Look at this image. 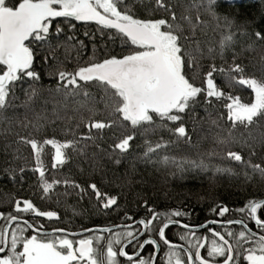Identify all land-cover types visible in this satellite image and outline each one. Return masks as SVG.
Masks as SVG:
<instances>
[{"label":"snow or ice","instance_id":"6c2138e0","mask_svg":"<svg viewBox=\"0 0 264 264\" xmlns=\"http://www.w3.org/2000/svg\"><path fill=\"white\" fill-rule=\"evenodd\" d=\"M215 5L216 0H190L187 4L182 0H0V109L8 106L13 90L25 82H29V100L37 95L34 85L41 79L33 67L37 53L42 54L47 67L59 64L56 56L59 44L53 43L63 31L59 22L53 30V21L58 18H63L72 28L75 27L72 21L95 22L102 34L110 30V40L119 39L122 46L132 48L129 54L93 61L73 71L55 67L53 75L57 84L49 91L63 96L65 101L69 97L83 98L77 101L79 107L73 110L75 115L68 119L70 123L78 117L75 128L79 129L82 123L87 132L77 137L72 127H68L72 139L21 137L17 141L30 146L36 164L32 171L39 174L38 184L45 197L56 185L63 183L77 189L81 198L90 190L101 210L120 208L119 197L94 182L82 187L67 179L50 181L42 160L45 146L54 150L52 167L57 168L70 159L69 152L83 153L89 142L103 153L97 141L103 140L106 129L128 128L131 131L113 140L109 158L114 156L115 163L119 164V156L130 152L139 131L146 145L144 157L150 160L152 155L172 143L164 141L163 133L177 141L191 143L198 128L209 121L219 128L221 119H226L229 130L226 136L217 133L215 143L222 146L225 158L236 162L245 181L256 176L264 181V133L258 137L251 132L234 134L239 128L250 129L264 124V26L243 33L250 42L237 51L236 33L231 31L234 21L217 15ZM202 8L217 21L218 27L228 29L219 43V50L213 47L205 50L199 40L193 39L197 27L204 23L200 19ZM80 43L82 46L83 42ZM228 52H231L230 62L226 58ZM245 53H256L259 62L246 58ZM217 58L223 64L217 65ZM49 59L52 65L48 64ZM249 64L258 67L259 75L249 70ZM236 85L249 89L253 98L243 102L230 91ZM93 87L99 90L98 98L89 91ZM217 104L227 111L212 119V109ZM55 115L59 118V112ZM40 119L37 118L33 125L37 131L44 127ZM150 135H160V139L153 143L147 138ZM236 148L239 150H234ZM160 162L163 165L176 163L167 155L162 156ZM188 163L196 168L208 167L203 160ZM15 171L11 170L13 181ZM19 171L23 173L25 169L21 167ZM215 171L239 175L232 168L216 167ZM12 201L11 211H0V221H3L0 224V264H121L120 257L125 258L127 264H154L160 250V243L151 238L154 231L167 247L164 264H241V257L247 264H264V234L258 235L247 223V220L254 221L255 227L264 233V199H251L235 210L242 218L221 223L223 232L209 229L214 237L210 242L207 237H198L189 224L173 219L189 213L180 210L157 212L146 200L143 207L148 218L135 219L125 213L124 221L134 223L85 229L93 235L80 239L69 237L82 233L63 228L48 231L38 222V218L58 221L57 212L41 210L30 199L13 197ZM212 211H218L223 217L231 210L218 205ZM28 214L31 220L25 218ZM172 225L186 230L179 236L183 244L173 243L166 236L165 230ZM226 225H239L240 230L234 232ZM145 234L147 238L141 241L140 237ZM206 244L207 258L201 255ZM145 245L154 246L147 259L141 255ZM130 246L133 248L131 254L126 251ZM218 258H223L222 262Z\"/></svg>","mask_w":264,"mask_h":264},{"label":"trees","instance_id":"16d2710c","mask_svg":"<svg viewBox=\"0 0 264 264\" xmlns=\"http://www.w3.org/2000/svg\"><path fill=\"white\" fill-rule=\"evenodd\" d=\"M182 2L186 4L190 0H182ZM241 4L247 6V9L236 14L233 10ZM177 11L179 12L180 9L178 8ZM215 11L217 15L227 16L234 21L231 31L236 33L234 39L237 51L250 42L248 36L243 35V33H251L260 30L261 26H264V0H232L229 2L216 0ZM210 16L203 8L200 9V19L205 22V28L202 30L203 32L201 31V34H196L193 39L199 40L201 44L208 41L212 45L210 39L218 42V39L228 32V29L223 26L218 27L217 21ZM57 22L63 29L58 41L53 40L54 44H59L56 51L59 64L47 67L42 59V54L37 53L33 65L41 76L40 81L34 85L37 89V95L29 100L27 94L30 91L29 82H25L22 87L13 90V94L9 96L8 106L5 109H0L1 209L11 211L14 207L13 197L20 200L30 199L41 210L57 212L60 219L54 221L58 225L77 229L106 227L123 223L126 222L123 219L125 213L135 219L148 218L149 214L143 207L146 200L148 205L157 212L180 210L189 213V215L173 217V219L190 226H199L211 220L240 219L242 214L235 210L244 207L251 199H264V181L258 176L253 177L251 181H245L240 167L236 162L226 159L222 146L215 143L217 133L222 136L227 135L229 124L226 119L218 121L219 128L212 125L210 121L206 122L202 128H198L197 132L193 134L191 143H184L182 140L177 141L170 134L163 133L164 141H172V143L169 144L167 149H161L152 155L150 160L143 157L146 145L144 137L137 131L130 152L119 156L120 163L117 165H114V156L109 159V156L104 154L111 155L113 140L131 131V129H106L103 140L97 141L100 148L104 149L103 153L89 142V146L84 149L83 153L69 152L70 159L63 166L57 168L52 167L54 150L50 146H45L42 160L45 175L50 181L67 179L70 183L75 182L82 187H87V184L94 182L103 190L117 195L120 208L101 210L90 190L86 191L83 198H81L77 189L65 186L63 183L56 185L54 190L45 197L38 184L39 174L32 171L36 164L30 146L18 144L17 141L21 137H33L38 140L53 137L59 140L72 139L73 135L68 132V127H72L77 137L87 132L82 123L79 129L75 128L78 117L70 123L68 119L75 115L73 110L79 107L77 101L82 100V97L75 99L69 97L66 101L64 100L65 103L63 104H67L66 108L64 105H57L56 101L54 103L50 102L49 93L51 95L56 94L49 91L57 84V80L53 75L55 67L59 66L68 71H73L90 62H100L111 56L119 57L132 50L128 45L122 46L119 39L110 40V30H104L102 34L100 26L94 22L72 21L71 23L75 25L72 28L62 18L53 21V30ZM85 33L88 34L85 35ZM70 36L73 39L69 40L68 37ZM80 42H83L82 46ZM244 56L249 59L254 58V62H259V56L256 53H245ZM226 58L229 62L231 61V52L226 53ZM204 63H208V61H204ZM216 63L221 65L223 61L217 58ZM48 64H53L51 59H49ZM248 67L250 71L259 75L258 67L254 68L251 64ZM89 91L96 94L98 98L99 90L96 87L90 88ZM230 91L234 95L240 96L241 99H246V96L249 95L248 89L242 85H236ZM98 107L102 108V105H98ZM226 111L221 105L217 104L212 109V119H217L218 113H226ZM55 112H59V118L55 115ZM199 114L203 116L204 113L200 110ZM37 118H41L40 123L44 125L38 131L33 127ZM189 126L191 125L189 124ZM241 132L245 135L251 132L253 136L258 137L261 133H264V124L250 129L239 128L234 134L239 135ZM147 138L155 143L160 139V135H150ZM17 148H19V151H16ZM234 150L238 151L239 149ZM93 154H95V157ZM164 155L174 158L176 161V163L168 165L175 168L178 167L177 165H181L177 171L167 169L166 166L168 165L162 164L161 166V157ZM244 155L247 157V150H245ZM142 158L146 160L144 164H141ZM188 160L189 162L203 160L208 166L232 168L239 175H232L227 172L215 175L202 169L194 170ZM255 162L260 161L256 160ZM21 167L25 169L23 173L19 171ZM12 169L16 170L14 173L16 176L15 181L11 179ZM48 201L52 208L45 206ZM218 205H225L231 211L220 217L218 211H212ZM51 221H49V226L52 223ZM41 222L48 223V221L43 220ZM247 223L252 230L260 233L258 229H255L251 220H247ZM228 228L234 232L240 230L239 225H232ZM209 229L224 231L222 227H209L197 232L196 235L207 237L210 242L214 237ZM185 231L179 227L170 226L166 230V236L173 243L183 244L184 242L179 239V236L184 234ZM207 247L208 244L205 245L202 251L203 256L206 258ZM222 259L218 258L221 262ZM241 264H247V261H244L242 257Z\"/></svg>","mask_w":264,"mask_h":264},{"label":"flooded vegetation","instance_id":"af4514ba","mask_svg":"<svg viewBox=\"0 0 264 264\" xmlns=\"http://www.w3.org/2000/svg\"><path fill=\"white\" fill-rule=\"evenodd\" d=\"M81 23H84V22H81ZM7 210L4 211V209H1L0 208V211L8 212ZM25 218L31 220V215L28 214V215L25 216ZM138 219H141V218H138ZM42 220L43 221H48V223L47 224H44V223L41 222ZM38 222L44 224L46 230H48V231H51L52 228H63V229H65L68 232H79V231H83L85 229H90V227L89 228H77V229L76 228H72V227H65V226L58 225L57 222H55L54 220L51 221L52 223L50 222L51 225L49 226V220H47V218H38ZM126 222L127 223H134V221H126ZM2 223H3V221H0V224H2ZM252 223L255 226V223L253 221H252ZM110 226H113V225H110ZM255 229H257V228L255 227ZM253 231H255V230H253ZM165 232H166V230H165ZM255 232H257V231H255ZM257 233H259V232H257ZM91 235H93V233L90 232L88 234H84V235H81V236H75V237H71L70 236L69 238L80 239V238H87L88 236H91ZM146 238H147V234H145V236H143L140 239H141V241H143ZM151 238L156 239L158 241V243H160V251H159V255L157 257V260H156V263L155 264H164V259H162V257H163V253L165 251H167V247L163 244L162 241L159 240V237H158V235L156 234L155 231L151 234ZM177 244H179V243H177ZM101 247H103V242H101ZM153 247L154 246H152V245H145L143 251L141 252V255L144 258H146V259L149 258V256L153 253ZM126 251H128L131 254L133 252V248L130 246L129 248L126 249ZM201 255H203V252H202ZM119 259L121 260V264H127L125 258L120 257Z\"/></svg>","mask_w":264,"mask_h":264},{"label":"rangeland","instance_id":"374dc122","mask_svg":"<svg viewBox=\"0 0 264 264\" xmlns=\"http://www.w3.org/2000/svg\"><path fill=\"white\" fill-rule=\"evenodd\" d=\"M226 2H229V1H232V0H225ZM241 1H243V0H241ZM187 4V3H186ZM247 9V6H243V4H241L239 7H237L236 9H234L233 11L236 13V14H239V13H241V11L243 12V11H245ZM211 17V16H210ZM193 20H194V22H195V11L193 12ZM205 26V22L202 24V25H199L198 27H197V30H196V34H201V31L205 28L204 27ZM203 32V31H202ZM223 37L224 36H221L219 39H218V42L220 43V41L223 39ZM210 41L212 42V45H211V43L210 42H204V43H202L201 44V46H203V48L206 50L208 47H213V48H216L217 50H219V43L218 42H215V41H213V40H211L210 39ZM210 43V44H209ZM121 44V43H120ZM72 46V45H71ZM71 46H70V48H71ZM129 47V46H128ZM131 49V48H130ZM132 50H129L128 52H123L125 55L126 54H129L130 52H131ZM122 54V53H121ZM111 55V53L109 54V56ZM113 55H116V54H113ZM107 58H109V57H107ZM96 61V60H95ZM86 65V64H85ZM85 65H83V66H85ZM248 92H249V95L248 96H246V99L244 98H242V101L243 102H248V101H250L253 97H252V94H251V91L248 89ZM49 97L51 98V100H50V102L51 103H54V101H56L57 102V105H65V104H63V103H65L64 102V97L63 96H61V95H58V94H50L49 93ZM58 107V106H57ZM104 155H108V156H110L109 154H104ZM144 157V156H143ZM110 159V158H109ZM144 159H146L145 157H144ZM143 158H142V161H141V164H144L145 162H146V160H144ZM188 162H189V160H188ZM148 163V162H147ZM160 164H161V166H162V163L160 162ZM114 165H117V163H115V161H114ZM185 165H186V163H185ZM167 167V169H172V170H178L179 169V167H174V166H170V165H168V166H166ZM194 170L195 169H201V168H196V167H193V166H191ZM173 168H175V169H173ZM215 168L216 167H214V166H212V165H210V166H208L206 169H202L203 171H206L207 173H212V174H215V175H217V174H220L221 172H216L215 171ZM170 172H172L171 170H169ZM45 206H49V207H47V208H52L51 206H50V204H49V201L45 204ZM52 211V210H51ZM122 223V222H121ZM118 224H120V223H118ZM167 230V229H166ZM197 233V232H196ZM260 234V233H259ZM166 252V251H165ZM164 252V253H165ZM164 253H163V257H162V259H164V261H165V256H164Z\"/></svg>","mask_w":264,"mask_h":264},{"label":"water","instance_id":"95a60500","mask_svg":"<svg viewBox=\"0 0 264 264\" xmlns=\"http://www.w3.org/2000/svg\"><path fill=\"white\" fill-rule=\"evenodd\" d=\"M58 19H62V18H58ZM212 221V220H211ZM209 222V221H208ZM206 222L205 224H202L203 227H201L202 225H199V226H192L193 228H195L196 232H200V231H203L204 229L206 228H209V227H221V223H224L226 221H218V223L216 224H210ZM254 222V221H253ZM182 223V222H181ZM255 223V222H254ZM184 224V223H182ZM173 227H179L181 229H183L182 227H180L179 225H172ZM229 226H232V225H226V227H229ZM95 228H103V227H93L91 229H95ZM185 230V229H184ZM255 232V231H254ZM74 233H82V235L84 234H88L90 232H85L84 230L83 231H79V232H74ZM259 235V233H257ZM81 236V235H80ZM143 236H141L140 238H142ZM160 251V250H159ZM202 251L203 249H201V254H202ZM159 255V252L155 255V260H154V264L156 263V260H157V257Z\"/></svg>","mask_w":264,"mask_h":264}]
</instances>
